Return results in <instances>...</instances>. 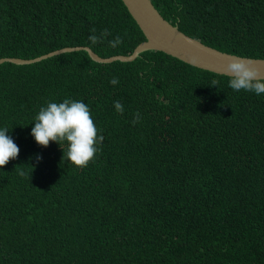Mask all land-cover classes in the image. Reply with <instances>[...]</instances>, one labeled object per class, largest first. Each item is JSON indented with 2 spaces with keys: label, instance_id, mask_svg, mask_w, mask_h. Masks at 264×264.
<instances>
[{
  "label": "trees",
  "instance_id": "trees-1",
  "mask_svg": "<svg viewBox=\"0 0 264 264\" xmlns=\"http://www.w3.org/2000/svg\"><path fill=\"white\" fill-rule=\"evenodd\" d=\"M150 2L206 45L264 57V0ZM93 28L111 35L92 44ZM143 38L121 0H0V57L128 54ZM228 80L152 49L0 62V129L19 148L0 168V264H264V94ZM66 98L104 137L83 169L30 135L40 108Z\"/></svg>",
  "mask_w": 264,
  "mask_h": 264
},
{
  "label": "clouds",
  "instance_id": "clouds-1",
  "mask_svg": "<svg viewBox=\"0 0 264 264\" xmlns=\"http://www.w3.org/2000/svg\"><path fill=\"white\" fill-rule=\"evenodd\" d=\"M90 31L93 34L88 39L92 44L100 42L106 35H111L107 29L99 37L94 34L96 32L94 28ZM108 43L110 47L116 48L122 43V38L116 36ZM222 74L229 77L228 87L234 92L245 91L258 96L264 94V75L246 58L230 57ZM109 83L115 86L119 83V79L113 77ZM220 83V80L213 79L209 86L218 88ZM114 108L117 113L121 115L124 113V106L119 101L114 102ZM34 119L35 123L30 135L38 146L46 148L50 142H55L59 146L65 144L66 151L60 147L63 157L80 169L95 160L97 152L100 151L98 145H102L104 137L98 134L97 126L86 103L68 98L59 103L49 102L46 107L40 108ZM140 119L139 112L134 113L133 125L139 123ZM8 131L7 127L0 129V168L16 159L19 154L18 146L6 134ZM39 159L38 156L37 160ZM19 174L26 175L23 171Z\"/></svg>",
  "mask_w": 264,
  "mask_h": 264
},
{
  "label": "water",
  "instance_id": "water-1",
  "mask_svg": "<svg viewBox=\"0 0 264 264\" xmlns=\"http://www.w3.org/2000/svg\"><path fill=\"white\" fill-rule=\"evenodd\" d=\"M121 2L144 37L133 46L128 54H112L102 57L87 45H75L50 50L30 58L1 56L0 62L30 63L52 54L73 49L85 50L88 57L96 62L128 61L133 59L140 51L152 49L176 57L196 67L221 74L228 59L239 56L250 60L264 75V57L236 55L206 45L198 39L184 34L175 24H170L165 20L153 7L150 0H121Z\"/></svg>",
  "mask_w": 264,
  "mask_h": 264
}]
</instances>
